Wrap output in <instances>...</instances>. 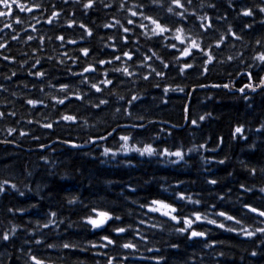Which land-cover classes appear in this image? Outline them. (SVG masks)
<instances>
[{
  "label": "trees",
  "instance_id": "trees-1",
  "mask_svg": "<svg viewBox=\"0 0 264 264\" xmlns=\"http://www.w3.org/2000/svg\"><path fill=\"white\" fill-rule=\"evenodd\" d=\"M50 1L59 3L58 11H63L59 17V25L52 23L47 31L48 38H52L48 39V49L52 50L48 57H51L50 61L53 60L47 69L48 78L45 81L34 80L26 76L28 72L22 69L24 64L17 65L16 68L14 64L12 66L0 61V85L11 81L5 88H0V111L16 113L15 116L6 115L0 119V181L10 182L6 186L7 192L0 193V235L6 230L10 233L8 242L0 240V264H32L29 260L31 254L41 256L47 264H106L109 256L115 258L114 264H156L155 260L146 259L154 255H163L166 264H264V237L259 233L249 238L202 221L198 223V230H204L208 235L187 240L184 235L175 231L182 224H176L159 213L149 212L147 207H141L143 204H150L153 199H163L178 207L182 206L185 214L199 210L202 216L216 219L218 223H224L226 228L246 227L254 231L256 227H264L261 222L264 218L242 207L243 203H250L264 210V193L259 191L264 187V130L257 131L264 123V92L249 91V99L245 100L243 94L236 90L243 82H248L243 73L248 70L245 65L251 63L250 56L259 49L255 41L264 39V28L259 24L264 16L256 8L257 5L264 6L262 1L235 0V6L229 8V0H192V5L188 7L189 13L211 17L214 28L219 29V33L231 26L233 31L243 37L240 41H229L222 54L214 51L217 60L209 64V70L203 74V69L199 67L180 74L178 69L183 66L184 58L179 57L178 51L166 47L169 40L161 41L157 37L146 39L139 34L141 30L136 29V35L132 36L134 43L122 50L135 51L139 48L134 57L137 63L142 55L152 56L155 53L156 56L145 61V65L161 70L163 61L170 65L169 68L162 69L166 75L161 78L152 74L148 80H144L143 76L148 75L151 69L137 67L129 62L130 69L136 75L121 76L120 81L123 83L115 81V87H105L102 94L89 91L86 84L80 85L79 93L88 97L83 102L75 99L76 92L72 87L75 88L76 83L72 80V75L64 74L65 70H73L71 62L66 60L81 56L78 64L79 71H82L81 64L87 66L97 59H111L113 48L110 45L115 44L119 48L120 32L117 28H105L103 25L114 23L118 19L128 26L126 18L132 17L119 8L121 0H103V3L112 5L111 8H104L100 0H97L96 10L87 14L77 0H69L67 4L64 0ZM124 2L131 7L141 2L148 3L149 0ZM163 2L166 8L168 0ZM209 4H216L217 7L212 9L208 7ZM245 7L253 8L256 13L254 18L240 15ZM149 14L160 18L162 23L176 21L175 17H170L162 8L150 9ZM73 16L77 25L87 24L93 35L80 39L82 32L76 27L78 34L75 38L79 40L77 46L65 43L64 48L67 49L63 52L66 55L59 57L61 41L57 42L55 37L58 33H64V36L73 33L67 27L68 20ZM218 16L224 18L217 20ZM132 19L139 23V17ZM253 20L255 23L252 29L242 28L245 22L252 23ZM199 23L200 21L189 19L184 25L185 33H203L204 30L198 27ZM168 35L171 38L172 34ZM109 37L114 39L110 40ZM65 38L67 40L74 37L71 35ZM79 47L90 48L91 54L86 60L78 53ZM6 49L10 51L14 48L7 46ZM228 55L237 58L227 61ZM39 58L41 60L42 56ZM126 59L101 66L98 79L103 78L105 68L121 66ZM220 60L225 62L220 63ZM189 62L195 65L201 63L199 56ZM251 71L254 79L255 74L264 75V71L256 70L255 67ZM13 72L17 73L15 78L12 76ZM237 72L241 75H237ZM61 82L70 85L71 102L52 107L55 100L51 97L64 96L59 91ZM226 83L229 84L227 89L212 87ZM34 84L36 87H33ZM156 84L160 87H155ZM177 86L183 88L184 92L163 93V88L175 89ZM41 88L43 91H40ZM109 91L114 95H110ZM133 95L140 99L130 107L132 116L124 115L123 111L116 112V108L126 107V101ZM120 96L125 99L119 100ZM27 99H41L44 104L37 105L34 109L26 103ZM99 99H108L109 104L101 106V109L92 108L89 100L98 103ZM185 107L188 108V120L185 119ZM63 114H74L78 119L74 123L66 122L60 119ZM201 115L205 116L203 121L198 120L195 126L190 123V119H198ZM138 116H143L144 120H137ZM44 123H52L53 128H44ZM133 123H143L145 128H118V125ZM238 125L244 126L243 135L246 139L233 136ZM8 128L16 131L9 135ZM113 129L117 131L111 138L99 140L87 148L75 149L63 143L64 140H71L77 145H88L91 142H85L90 138L96 140L97 136L106 135ZM21 131L27 135L20 136ZM123 134L135 136L128 145L129 149L143 147L145 143H151L158 151L165 147L175 151L179 147L184 153L183 159L125 152L120 147L124 142L119 141V136ZM220 138H223L222 143ZM41 143L46 147L39 149ZM104 147H111L116 155H102ZM222 159L225 163H218ZM253 168L255 173L251 172ZM212 179L217 180V184L208 183ZM11 184H16V189H12ZM240 184L253 191L245 192ZM19 191H23L25 195L20 196ZM180 192L185 193L186 197L190 196L192 200H201V204H192L187 199L178 200L176 197ZM73 198L76 202L69 204L68 200ZM93 207L111 210L121 217V221H110L104 228L92 229L86 223V217ZM53 211L57 213L56 217L51 216ZM218 211L235 215L241 219V225L215 215ZM49 219H55L59 227L49 224L44 228L42 225ZM140 220L145 223L140 224ZM165 221L163 228L150 227L152 223ZM114 226L129 228V231L118 235L110 231ZM13 227L16 229L14 234L11 233ZM137 231L149 239L141 241L140 236L135 235ZM103 235L115 238L117 244L101 248L100 245L106 243L100 240ZM37 239L41 240V244L35 243ZM129 241L136 243L137 249L120 247ZM64 243L75 244L77 248L64 249ZM172 243L179 247L170 248L168 245ZM48 244L54 247L48 248ZM93 244L96 245L95 248L92 247ZM205 244L210 246L205 247ZM147 248H159L160 252H148ZM253 251L257 252L256 256L251 255ZM221 252L223 256L218 255ZM124 256H128V260H124Z\"/></svg>",
  "mask_w": 264,
  "mask_h": 264
},
{
  "label": "snow or ice",
  "instance_id": "snow-or-ice-1",
  "mask_svg": "<svg viewBox=\"0 0 264 264\" xmlns=\"http://www.w3.org/2000/svg\"><path fill=\"white\" fill-rule=\"evenodd\" d=\"M69 0H64V3L67 4ZM81 4V7L85 14L96 10L97 8V0H77ZM100 3L104 8H111L112 5L103 3V0H100ZM192 5V0H168L167 7L165 8V4L163 0H149L148 3H137L133 4L131 7H128L124 0H121V3L119 5V8L121 10H124L128 13H130V16L132 18L139 17V23H137L136 20L132 18H126V23L128 26H125L121 23L120 20H115L114 23H108L104 24L103 26L105 28H117L118 32H120V46L117 48L115 44L110 45V47L113 48V52L110 54L111 59H97L94 61V63H88L87 66L82 67V71L76 72L72 69H68V72L72 76L80 77V83L86 84L89 86V91L94 90L95 93H103L105 90V87L112 86L115 87V81H120V77H132L136 75L131 69H130V63L136 64L137 67H148L151 69L148 75H144L143 79L148 80L149 76L154 74L157 77L163 78L166 73L162 70L165 68H169L170 65L167 63H164L161 61L162 69L157 70L156 68L151 67V65H145V61H149L152 59L153 56H156L155 53H152V56L149 55H142V58L139 59V62L137 63L134 59L136 52H139V48H136L135 51H124L122 50L125 47H128L129 44L134 43L132 41V36L136 35V29L141 30L140 35L144 36L146 39H151L153 37L159 38L161 41L163 40H169V44L166 45V47H170L171 49L179 52V57L184 58L183 60V66L178 69L180 74H184L186 70L193 69L196 67L202 68L204 72H207L208 65L211 64L214 60H217V56L214 55V51L220 52L222 54V50L224 47H226L231 40L240 41L243 39L241 35H238L235 31H233L232 27H227L224 32L219 33V29L214 28V24L212 21V18L205 15H197L195 12L189 13L188 7ZM203 6V5H201ZM229 8H233L235 6V0H229ZM43 6L39 3H30V0H0V18H4L3 20V28H0V33H3L4 29H11L12 33L9 34L10 40H17L19 39V33L16 31V28L14 25L20 26V32H24L26 35L27 41H33L37 39V37H34L31 34H28L27 28L24 27V21L21 20L19 15L17 13H32L34 10L41 9ZM56 5H52V9L50 12V15L46 18L47 24H52L54 20H58L61 12L55 10ZM208 7L215 9L217 6L216 4H209ZM155 8H162L165 9V11L170 14V17H175L176 21L174 23H162L161 19L149 14L150 9ZM258 13L264 14V6L257 5L256 6ZM240 15L243 17H255L256 13L253 11L252 7H245L242 9ZM224 17H216L217 20L223 19ZM33 20H36V17H32ZM189 19H192L194 21H200L198 24V27L200 29H203V33L199 35H191L185 33V24ZM147 21V23H145ZM36 23H40L39 20H36ZM255 23V20H253L252 23L245 22L242 26L243 29H252L253 25ZM259 24L262 28H264V19H261L259 21ZM131 26V27H129ZM28 27H31L33 32H38V29L35 27V25H29ZM68 28H75L78 27L82 35L80 39H84L85 37H91L93 35V31L87 26L85 23H79L77 25V22L75 20V17L73 16L71 19L67 22ZM122 30V31H121ZM169 33L172 34L171 38H169ZM216 33H219L218 35ZM38 39L40 40L41 44H43L45 37L39 36ZM49 40L52 38L49 37ZM56 40L61 41V47L64 46L65 43L76 45L77 40L76 39H67L64 35H57L55 37ZM109 39H114L113 37H109ZM0 40H3V42H0V49H5L8 45V39H4L3 36H0ZM208 40L209 43H205L204 41ZM178 42V43H177ZM256 45H259V49L255 50L254 54L250 56L251 63H248L245 65L247 71L243 73V76L246 77L248 82H243L239 88L236 90L243 94V99L248 100V92H256L257 89H260L261 92H264V76H259L258 74H255L254 79V73L251 71L252 68H259L260 71H264V39H257L255 41ZM234 46V45H233ZM39 49H34L33 51H37ZM78 53L82 54V58L86 60L90 54V48L89 47H79ZM117 51H119V54H117ZM66 55V54H65ZM237 55H240L239 53ZM199 56L201 63L199 65H195L193 63H190V60H195ZM123 58H127L126 61H124L121 66L118 67H112L111 69L105 68L102 72V79H98L101 75L100 68L101 66L105 65H112L113 61L115 62H122ZM237 57L233 55H228L226 57L227 61H233ZM4 60L12 59L11 57L4 55ZM48 59H51V57H48ZM72 60L73 64H78L81 61V56H73L70 58ZM156 59H160L159 57H156ZM220 63H224V60H220ZM242 62V57H241ZM27 63V61H25ZM63 63V61H61ZM41 64V60L39 58L35 59V62L31 65V69L29 71L30 76H35L37 78H44L48 75V73L45 70H37V66ZM88 74V75H85ZM17 73L13 72L12 76H16ZM231 75V74H230ZM237 75H241L240 72H237ZM111 76V78H109ZM5 79H11V77H5ZM98 80V82H96ZM258 81V82H257ZM120 83H123V81H120ZM155 87H160L159 84L154 85ZM3 85H0V88H2ZM33 87H36L34 84ZM200 87H204V85H200ZM214 87H223V88H229V84H223V85H214ZM235 87V85H233ZM70 85L68 83L61 82L59 84V91L64 93L63 98H57L55 96L51 97L52 100H55V104L52 105V107L64 106L65 102L70 100V93H69ZM40 91H43V88L40 89ZM169 91H180L184 92V89L177 86L175 89H172L170 87L163 88V93L167 94ZM110 95H114L111 91H109ZM15 95V93H13ZM75 99L77 101H85L88 99V97L85 94L76 93ZM125 98L123 96L119 97V100H124ZM140 97L133 95L130 99L126 101L127 106L121 108H116V112L123 111V114L131 117L132 112L130 111V107L134 106V101L139 100ZM26 103L30 106H32L34 109L37 105L44 104V101L41 99H27ZM89 103L91 104L92 108L101 109V106H107L109 104L108 99H99L98 103L91 102L89 100ZM185 119L188 120L189 117L187 115L188 108L185 107ZM6 115L9 116H15V112L5 113L4 111H0V119L5 118ZM60 119L66 122H76L77 116L74 114H63L60 116ZM137 120L143 121V116L136 117ZM205 119L204 115H201L198 117V119H190V123L192 125H197L198 120L203 121ZM32 121H29L31 123ZM19 123V121H17ZM39 123V121H37ZM155 123V122H150ZM46 129H52L53 124L52 123H44L42 125ZM119 127H131L133 129H143L145 128V125L143 123H133L131 125H123ZM264 130V123L261 124L260 128L257 129V131ZM8 134L11 135L16 129L14 128H8L7 129ZM117 129H113L112 132H108L106 135H99L95 139L100 141H106L109 138L113 136V133L116 132ZM244 133V126L238 125L235 127L233 136L235 138H241L246 139L243 135ZM20 136H25L27 133L21 131L19 133ZM33 139H39L38 137H33ZM135 139V136L131 134H123L119 136V141H123L124 143L120 145L121 149L125 152L128 151H135L140 156H144L147 154L148 156L152 155H160V156H175L178 159H183L184 153L182 150H180L179 147H177V150L172 151L169 148L165 147L162 150H157V148H154L151 143H145L143 147H134L132 149H129L128 145ZM6 143H10L11 141H5ZM89 142H95L91 138L89 141H86L85 143ZM220 142H223V138H220ZM64 144L71 145L72 147H81V145L75 144L71 140H64ZM40 148H45L46 145L39 144ZM203 147V145H201ZM191 151V150H190ZM111 154L112 156L116 155V152L113 151L111 147H104L102 155L108 156ZM218 163L224 164L225 160H219ZM255 169H251L252 173H255ZM8 180L0 181V193H6L7 188L6 186L9 185ZM208 183L215 185L217 184V180L212 179L209 180ZM12 189H16V184L10 185ZM240 188L244 189L245 192H252V188H246L244 184H240ZM261 193H264V187H261L259 189ZM20 196H24L25 193L23 191H19ZM180 201H185L187 199L188 202L192 204H201V200H192L190 196L186 197L185 193L180 192L177 194L176 197ZM75 198L68 200L69 204L75 203ZM142 208L147 207L149 212L152 213H159L163 217H167L168 220H171L173 222H176V224H182L181 227H176L175 231L181 235H184L187 240H194L195 238H203L208 235V233L204 230H198V223L202 221H207L208 224L216 225L220 229H224L229 232L242 234L245 237H254L257 233H259L262 237H264V227H256L254 231L249 230L246 227H240L237 229L236 227H227L224 223H218L216 219H208L207 216H202L201 212L199 210H193L189 214H185L183 211L182 206H176L174 203L166 202L163 199H153L150 204H143L141 205ZM242 207L244 209H247L249 212L256 214L257 216L264 218V210L259 207L252 206L250 203H243ZM9 211H12V209H9ZM17 211H23V209H17ZM94 214V215H93ZM215 215L219 217H223L225 220L228 221H235L236 225H241V219H238L235 215L229 214L225 211H218L214 213ZM47 215V214H46ZM52 217H56V212H51ZM112 221H121V217L119 215L114 214L111 210H99L96 207L91 208L90 214L86 217V223L91 226L92 229H101L105 226L109 225V222ZM264 223V220L261 221ZM144 220H140V224H144ZM165 222L160 223H152L150 225L151 228H163V224ZM49 224L56 225L59 227V224H57V221L55 219H49L47 223H44L42 226L44 228H47ZM131 226L129 225V228ZM129 228H125L122 226H114L110 228L111 232H114L116 234H124L129 231ZM16 231L15 227L11 229V233L14 234ZM135 235L140 236L141 241H147L149 238L146 235H141L139 231L135 233ZM0 240H3L5 242H8L10 240V233L9 231H5L3 235H0ZM100 240L105 241L106 243L101 244V248H106L109 245H116L117 240L110 235H103L100 237ZM264 242V241H262ZM37 245L41 244V240L37 239L35 241ZM213 243H215L213 241ZM170 248H178L179 245L176 243H172L168 245ZM210 245L205 244V247H209ZM48 248L54 247L52 244L47 245ZM64 249H76L77 245L71 244V243H64L62 245ZM93 248L96 247L95 244L92 245ZM123 249H137V244L133 243L131 241L125 242L120 245ZM80 251H86L87 249H79ZM146 251L159 253L160 249L156 248H147ZM31 252V249L29 250ZM104 255H107V253H104ZM218 255L223 256L224 254L218 253ZM252 256H256L257 252L253 251L251 253ZM128 256H124V260H128ZM114 257L109 256L107 258L106 264H114ZM146 259L155 260L156 264H166V258L163 255H154L152 257H146ZM29 260H31L32 264H47V261L41 256L36 254L29 255Z\"/></svg>",
  "mask_w": 264,
  "mask_h": 264
},
{
  "label": "flooded vegetation",
  "instance_id": "flooded-vegetation-1",
  "mask_svg": "<svg viewBox=\"0 0 264 264\" xmlns=\"http://www.w3.org/2000/svg\"><path fill=\"white\" fill-rule=\"evenodd\" d=\"M30 3H39L41 4L43 7L41 9L38 10H34L32 13H27V12H23V13H17V15H19V17L21 18V20L24 21V27L27 28L28 34L33 35L34 37H37V39L33 40V41H27L26 40V35L24 32H20V26L14 25V27L16 28V31L19 33V39L17 40H10L9 34L12 33L11 29H7L5 28L3 33H0V36H3L4 39H8V45L10 48H14L13 50L10 49V51H8L6 48L5 49H0V61L4 62V63H9L10 65L13 66V64L15 65V67L17 68L18 66H22L24 64V68H22L24 71L28 72L31 69V65L35 62L36 58H39V56L41 55V64L37 66V70H45L47 72V69L49 67V63L53 62V60H49L48 56L49 54L52 52V50L48 49V28L51 24H47L46 18L50 15V12L52 9V5H56V9L58 11V4L57 2L54 1H50V0H30ZM35 16L36 20H39L40 23H36V20H33L32 17ZM3 20L4 18H0V28H3ZM60 19L58 20H54L53 24H55L56 26L59 25ZM29 25H35V27L38 29V32H33L31 27H28ZM64 27V25L62 26ZM71 30H73V33L71 35H73L74 38L72 39H76L75 36L78 34L77 33V28H71ZM64 34V33H63ZM63 34H57V35H63ZM71 35L65 36V37H70ZM39 36H44V42L43 44H41L40 40L38 39ZM58 42V40H56ZM77 40V44H78ZM0 42H3V40H0ZM76 45H72V46H77ZM71 45V44H70ZM59 48V47H58ZM64 46L58 49V51H60V56L64 57L65 53L63 52V50L67 49L64 48ZM34 49H39L37 51H33ZM40 54V55H39ZM7 55L9 57H11L12 59L9 60H4L3 56ZM40 59V58H39ZM25 61H27V63H25ZM66 62H71V68H73V71L76 72H80L79 71V64H73L71 59H67ZM1 64V63H0ZM260 70V69H259ZM64 71V70H63ZM58 72V71H56ZM64 74H70L68 72V70L64 71ZM48 73V72H47ZM27 77L29 78H33L34 80L36 79L37 81H45L48 78V75L44 78H37L35 76H30L29 74H26ZM23 77V75H22ZM73 77V81L74 83H76L75 88H73V90L75 92H78L79 88H80V77H76V76H72ZM15 78V76H14ZM13 78V80H14ZM11 82V81H7V82H2L1 85H3L2 88H5L6 85ZM67 102V101H66Z\"/></svg>",
  "mask_w": 264,
  "mask_h": 264
},
{
  "label": "water",
  "instance_id": "water-1",
  "mask_svg": "<svg viewBox=\"0 0 264 264\" xmlns=\"http://www.w3.org/2000/svg\"><path fill=\"white\" fill-rule=\"evenodd\" d=\"M193 90H195V89H193ZM170 126H173V125H171V124H169ZM93 144V143H92ZM87 145H81V147L80 148H83V147H86ZM76 148V147H75Z\"/></svg>",
  "mask_w": 264,
  "mask_h": 264
},
{
  "label": "bare ground",
  "instance_id": "bare-ground-1",
  "mask_svg": "<svg viewBox=\"0 0 264 264\" xmlns=\"http://www.w3.org/2000/svg\"><path fill=\"white\" fill-rule=\"evenodd\" d=\"M118 8V7H117ZM101 26V25H100ZM103 27V26H102ZM36 109V108H35ZM34 110V109H33ZM152 131V130H151ZM10 140V139H9ZM41 168V167H40ZM69 177V176H68ZM32 182V181H31Z\"/></svg>",
  "mask_w": 264,
  "mask_h": 264
}]
</instances>
